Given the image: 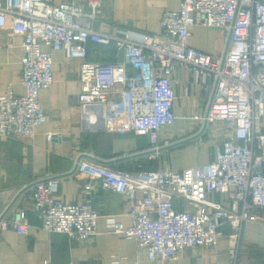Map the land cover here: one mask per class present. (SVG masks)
Here are the masks:
<instances>
[{
	"label": "built area",
	"instance_id": "obj_1",
	"mask_svg": "<svg viewBox=\"0 0 264 264\" xmlns=\"http://www.w3.org/2000/svg\"><path fill=\"white\" fill-rule=\"evenodd\" d=\"M102 6L103 0H61L59 4L0 0V28L9 23L12 32L22 36L24 87L22 95L11 91L0 95V135L30 137L46 121L39 97L53 82L51 52L63 50L66 57L79 62L82 117L93 118L92 111L101 109L105 118L108 93L122 86L124 127L146 135L150 149L157 151L160 131L175 119L172 75L177 68L192 72L205 92L204 120L221 122L229 130L213 161L180 171L131 175L80 158L75 171L99 179L102 189L127 197L131 225L116 223L111 233L133 239L150 261L177 260L185 247L194 245L215 249L224 224L230 228V257L236 260L243 223L256 221L257 213L264 215V0H179L178 10L162 13L161 31L155 35L128 31L117 36L94 29V22L103 16ZM194 25L228 32L223 56L189 45ZM89 42L113 46L114 59L90 61ZM42 45L48 50H42ZM51 138L48 133L46 139ZM56 191L53 180L35 183L32 210L42 219L41 228L64 233L79 243L93 239L97 213L83 201L57 200ZM211 193L228 194L231 206L225 209L209 199ZM28 228L20 210L9 219L0 217L2 231L27 234Z\"/></svg>",
	"mask_w": 264,
	"mask_h": 264
},
{
	"label": "crops",
	"instance_id": "obj_2",
	"mask_svg": "<svg viewBox=\"0 0 264 264\" xmlns=\"http://www.w3.org/2000/svg\"><path fill=\"white\" fill-rule=\"evenodd\" d=\"M171 9H179V0H103V16L94 22L93 28L117 36L128 31L155 35L161 31L162 13ZM190 32V46L205 54L223 56L228 41L225 29L194 25ZM21 42L22 36L13 33L9 23L0 28V95L10 91L15 95L24 93ZM41 48L48 50L45 45ZM86 48L90 61L114 59L111 45L89 42ZM51 56L53 82L39 97L46 121L30 137L0 135V217L9 219L20 210L29 227L27 234L0 230V264H264L261 213H257L256 221L243 223L236 260L230 257V228L224 224L215 249L194 245L185 247L177 260L150 261L145 251L136 248L133 239L111 233L116 223L123 227L131 225L127 197L102 189L99 179H88L75 171L80 158L95 159L131 175L139 171H180L213 161L217 146L229 138V130L221 122L205 124V92L196 75L179 68L173 73L175 119L160 131L161 146L154 151L146 135H137L123 125L122 86L117 85L108 93L105 118L102 110L96 109L92 111L95 116L86 119L78 101V60L66 57L63 50L52 51ZM118 58L123 59V55ZM129 72L135 71L129 68ZM48 133L52 135L49 141ZM47 180L56 183L57 200L66 204L83 201L97 213V235L93 239L79 243L64 233L41 228L42 219L32 210V193L35 183ZM86 183L90 186L86 187ZM209 199L225 209L232 203L228 194L211 193Z\"/></svg>",
	"mask_w": 264,
	"mask_h": 264
},
{
	"label": "water",
	"instance_id": "obj_3",
	"mask_svg": "<svg viewBox=\"0 0 264 264\" xmlns=\"http://www.w3.org/2000/svg\"><path fill=\"white\" fill-rule=\"evenodd\" d=\"M227 40H228V38H227ZM228 42H229V40L227 41V43H226V46H225V49H224V53H225V51H226V47H227V45H228ZM204 122H205V124H206V121L204 120ZM154 152V151H153ZM93 160H95V159H93ZM2 218V217H1Z\"/></svg>",
	"mask_w": 264,
	"mask_h": 264
}]
</instances>
